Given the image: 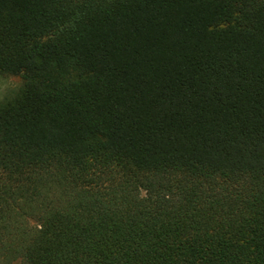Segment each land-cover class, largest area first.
<instances>
[{
  "label": "trees",
  "instance_id": "1",
  "mask_svg": "<svg viewBox=\"0 0 264 264\" xmlns=\"http://www.w3.org/2000/svg\"><path fill=\"white\" fill-rule=\"evenodd\" d=\"M0 264H264V0H0Z\"/></svg>",
  "mask_w": 264,
  "mask_h": 264
},
{
  "label": "rangeland",
  "instance_id": "2",
  "mask_svg": "<svg viewBox=\"0 0 264 264\" xmlns=\"http://www.w3.org/2000/svg\"><path fill=\"white\" fill-rule=\"evenodd\" d=\"M21 85L22 80L20 77L0 75V99H5L14 95L19 90Z\"/></svg>",
  "mask_w": 264,
  "mask_h": 264
}]
</instances>
